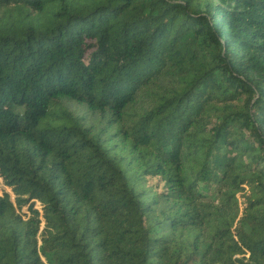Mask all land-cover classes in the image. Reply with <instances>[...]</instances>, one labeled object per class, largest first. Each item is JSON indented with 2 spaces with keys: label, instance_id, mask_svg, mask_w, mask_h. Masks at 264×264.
<instances>
[{
  "label": "trees",
  "instance_id": "16d2710c",
  "mask_svg": "<svg viewBox=\"0 0 264 264\" xmlns=\"http://www.w3.org/2000/svg\"><path fill=\"white\" fill-rule=\"evenodd\" d=\"M0 179V264H264V0H0Z\"/></svg>",
  "mask_w": 264,
  "mask_h": 264
},
{
  "label": "rangeland",
  "instance_id": "374dc122",
  "mask_svg": "<svg viewBox=\"0 0 264 264\" xmlns=\"http://www.w3.org/2000/svg\"><path fill=\"white\" fill-rule=\"evenodd\" d=\"M2 188H3V184H2L1 179H0V194H1ZM4 189L6 191H9V189H7V188H4Z\"/></svg>",
  "mask_w": 264,
  "mask_h": 264
}]
</instances>
